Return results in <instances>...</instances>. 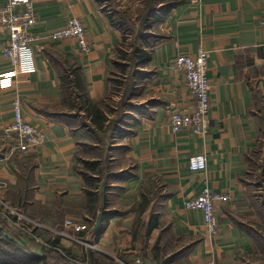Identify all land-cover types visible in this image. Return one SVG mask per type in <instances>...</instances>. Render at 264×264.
<instances>
[{
	"label": "crops",
	"instance_id": "1",
	"mask_svg": "<svg viewBox=\"0 0 264 264\" xmlns=\"http://www.w3.org/2000/svg\"><path fill=\"white\" fill-rule=\"evenodd\" d=\"M6 1L0 0V11ZM32 1L39 18L34 33H50L79 18L92 50L83 53L75 40L34 45L22 49L20 64L13 67L3 56L8 34L0 25V182L7 184L0 188V202L42 221L55 232L50 238L95 264L140 257L147 264L264 260L257 246L264 230L248 221L257 218L249 201L250 165L264 157V0H171L164 35L149 53L155 75L136 86L139 107L130 113L135 118L120 125L107 149L88 142L85 129L76 126L85 115L81 108L77 117L76 106L101 103L109 94L122 32L102 0ZM199 49L210 57L211 130L205 137L171 128L175 109L195 107L175 60ZM70 70L78 76L70 86L73 96L64 82ZM75 76L69 80L75 82ZM16 99L45 141L29 157L7 160L6 129L14 121ZM197 155L206 156L207 169L192 172L189 161ZM102 162L106 171L100 174ZM206 189L231 197L217 204L216 234L205 227L201 211L186 208ZM67 218L88 229L66 228ZM6 223L0 219V234L28 254L44 256Z\"/></svg>",
	"mask_w": 264,
	"mask_h": 264
},
{
	"label": "built area",
	"instance_id": "2",
	"mask_svg": "<svg viewBox=\"0 0 264 264\" xmlns=\"http://www.w3.org/2000/svg\"><path fill=\"white\" fill-rule=\"evenodd\" d=\"M39 18L36 6L32 0H7L0 11V25L8 34V39L3 47L4 58L13 66L18 67L21 60L22 49L34 45H46L64 40H75L80 45L83 53H89L92 46L88 41L86 27L79 18H72L68 24L50 33L36 34L33 29L38 25ZM264 48V44H263ZM209 53L199 49L195 56L185 53L179 54L175 60L177 69L183 72L186 85L193 97L195 107L193 110H174L171 115V128L173 132L187 130L195 136L205 137L211 130V85L207 73L209 69ZM15 117L13 123L6 129L5 143L7 144L6 159L22 160L39 151L45 141V135L41 129L31 125L23 116V106L19 99L14 104ZM189 169L192 172L207 169L205 155L191 157ZM0 188H7L6 183L0 182ZM230 195L216 193L210 189L203 191L201 195L186 202L188 210H199L203 214L204 225L210 233L219 232V222L216 213L218 203H228ZM7 211L0 210L1 220L7 221L9 228L18 232L30 243H34L45 252L58 253L64 256L72 264H87L80 258L68 255L62 247L53 246L50 242L54 230H50L42 221L31 218L19 208L8 206L5 200H1ZM65 227L76 231L85 232L86 223L74 218L65 220ZM59 235L64 236L63 233ZM119 264H147L142 258L132 261H121ZM213 264V263H209Z\"/></svg>",
	"mask_w": 264,
	"mask_h": 264
},
{
	"label": "rangeland",
	"instance_id": "3",
	"mask_svg": "<svg viewBox=\"0 0 264 264\" xmlns=\"http://www.w3.org/2000/svg\"><path fill=\"white\" fill-rule=\"evenodd\" d=\"M104 9L114 20L118 29L122 32L123 41L119 50L118 56L112 68L110 75V91L107 95V99L100 104L104 113L111 118L112 121H123L121 125L131 124L135 116L130 113L138 109L137 101L139 97V89L136 87L138 84L144 82L146 79H151L155 75L153 67L149 61L143 57L144 53H150L151 49L161 41L162 35V22L166 18L168 6L159 5L161 1L169 2L170 0H102ZM152 3L153 10L152 16L145 22L143 19L147 14L148 4ZM141 84V85H142ZM74 89L66 88V93L73 96ZM131 98V100H128ZM79 104L76 106V115L80 117ZM85 115L78 118L76 126H82L87 134V139H91L90 143H93L95 138L104 139L102 134L99 136L91 132V120L88 116L87 108L82 107V112ZM113 123V122H112ZM116 125H111V131L116 130ZM128 127V125H127ZM126 127V128H127ZM116 134L114 135V137ZM118 143V141H117ZM264 145L262 146V148ZM92 152H88L89 156ZM96 153V152H95ZM119 161V160H118ZM121 161L118 162L117 167L121 166ZM248 179L251 181V186L248 188L249 201L251 207L257 216L256 219L251 220L249 223L254 225L256 230H264V157L259 155L254 158V161L250 165V172ZM262 187V189L260 188ZM8 206H12L5 200ZM0 210L7 211L6 207L0 202ZM21 210V209H20ZM30 216V215H29ZM31 218L38 220L32 216ZM1 219V218H0ZM4 220V219H3ZM260 220V221H259ZM40 221V220H38ZM7 241L0 239V248L6 250L8 255L4 258L5 261H9L8 257L14 255L19 256L15 261L10 260L9 264H27L25 257H21L17 246L12 244L6 246ZM257 246L261 253H264V241L258 239ZM6 247V248H5ZM65 249V248H64ZM67 251V250H66ZM68 252V251H67ZM44 260L41 263L36 264H70L68 261L61 258L58 254L48 252L44 253ZM141 258V257H140ZM87 264H93L89 259L85 261ZM254 264H264V260L261 258L254 259ZM6 264V263H4Z\"/></svg>",
	"mask_w": 264,
	"mask_h": 264
},
{
	"label": "trees",
	"instance_id": "4",
	"mask_svg": "<svg viewBox=\"0 0 264 264\" xmlns=\"http://www.w3.org/2000/svg\"><path fill=\"white\" fill-rule=\"evenodd\" d=\"M159 5H164L165 7H167L168 6V8H169V10L173 7V3L171 2V0L169 1V2H164V1H161L160 3H159ZM153 5H152V3H149L148 4V9H147V14L145 15V18L143 19L145 22L148 20V17L150 18L151 16H152V10H153ZM114 24H115V22H114ZM116 25V24H115ZM117 26V25H116ZM118 28V27H117ZM123 41V40H122ZM121 46H122V44L120 45V48H121ZM120 50V49H119ZM118 53H119V51H118ZM143 57H145L146 58V60H148L149 59V54L148 53H144V55H143ZM75 74H76V71L75 70H70V71H68V73H67V75H66V77H64V79H65V84H66V86L67 87H69L70 88V86L72 87L73 86V83H75V84H77V78H78V76H75ZM69 76L71 77V76H75V82L74 81H71V80H69ZM130 96H128V100L130 99L131 100V98H129ZM107 99V96H106V98L101 102V103H103L105 100ZM101 103H98V104H95V105H92V104H89L88 103V101H86L85 100V104H84V108L86 109L87 108V110H88V116H89V118H90V120H91V123H92V126H91V132L94 134V136H96V134L99 136V134H102L103 136H104V139H101V138H95V142H97V143H99L100 144V146H102L103 148H105V149H107V148H109L110 146H112V139L114 138V135L118 132V129H119V127H120V125H121V123L123 122V121H117V123H115L116 121H112L111 120V118L110 117H108V115L106 114V113H104L103 111H102V109H101V106H100V104ZM80 108V110H81V108L82 107H79ZM117 126L116 127V130L114 129V130H110L111 129V125L113 124V123ZM105 160V159H104ZM99 164H101V163H99ZM102 165H103V167L101 168V172H100V174L102 173V169H103V171H106L105 170V164H104V162H102ZM89 167V166H88ZM89 168H91V169H93V170H96V168L97 167H89ZM107 169V168H106ZM102 177H104V175H102ZM101 180V178H99V179H91V181H93V182H99ZM11 204V203H10ZM13 207H16V208H19V207H17L16 205H13V204H11ZM27 213V212H26ZM29 215V214H28ZM7 224V223H6ZM3 227L5 228V230H7V227L5 226V225H3ZM251 232V231H250ZM52 238H54V237H52ZM0 239L1 240H4V241H7V244L8 245H6V246H9V245H12V244H14V243H11L10 241H9V238H8V236H6V234H0ZM51 243H52V245L53 246H57V247H62L61 246V244H60V240H59V238H55V239H52L51 241H50ZM15 245V244H14ZM17 246V245H16ZM6 248V247H5ZM17 249H18V252H19V254H21L22 256L21 257H25V261H27L28 263L27 264H36V263H41V261H43L44 260V258H45V256H41V257H39V256H35V255H31V254H28L26 251H25V249H21V248H19L18 246L16 247ZM62 249L68 254V255H71V256H73V257H75V258H80L81 260H83V261H87V259L86 258H84V257H78L77 255H75V254H73V253H71V252H67L65 249H64V247H62ZM5 249L3 248V251L1 250V248H0V264H4V263H6V264H9V262H10V260H13V261H15V259H18L19 258V256H14V255H12V256H10V257H8V259H9V261H5L6 259H4L8 254L7 253H5ZM44 253H48V252H45V251H43V254ZM55 254H58V253H55ZM61 258H63L64 260H66V261H68L69 263H70V261L68 260V259H66L64 256H62L61 254H58ZM93 264H95L92 260H90ZM70 264H72V263H70Z\"/></svg>",
	"mask_w": 264,
	"mask_h": 264
},
{
	"label": "water",
	"instance_id": "5",
	"mask_svg": "<svg viewBox=\"0 0 264 264\" xmlns=\"http://www.w3.org/2000/svg\"><path fill=\"white\" fill-rule=\"evenodd\" d=\"M102 220H103V216H102V214H100L98 217V220H97L96 227H95L96 230H98L100 228Z\"/></svg>",
	"mask_w": 264,
	"mask_h": 264
}]
</instances>
